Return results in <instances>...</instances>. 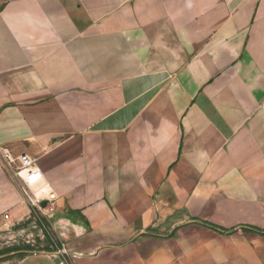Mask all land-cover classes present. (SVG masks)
<instances>
[{
  "label": "crops",
  "instance_id": "0c3cea01",
  "mask_svg": "<svg viewBox=\"0 0 264 264\" xmlns=\"http://www.w3.org/2000/svg\"><path fill=\"white\" fill-rule=\"evenodd\" d=\"M0 145L71 264H264V0H0ZM32 218L0 156V234Z\"/></svg>",
  "mask_w": 264,
  "mask_h": 264
},
{
  "label": "built area",
  "instance_id": "2783aa9c",
  "mask_svg": "<svg viewBox=\"0 0 264 264\" xmlns=\"http://www.w3.org/2000/svg\"><path fill=\"white\" fill-rule=\"evenodd\" d=\"M0 156L9 168H12L14 175L19 179L23 194L26 200L33 208L44 211H52L55 201L54 194L50 191L49 184L46 182L41 169L39 168L36 158L22 153L14 158L6 148L0 145ZM47 201L46 206L42 202ZM9 214L3 216L4 221L9 219ZM0 222V233L6 230ZM55 251L53 256L60 258V264H71V252L64 243L58 244L54 241Z\"/></svg>",
  "mask_w": 264,
  "mask_h": 264
},
{
  "label": "rangeland",
  "instance_id": "374dc122",
  "mask_svg": "<svg viewBox=\"0 0 264 264\" xmlns=\"http://www.w3.org/2000/svg\"><path fill=\"white\" fill-rule=\"evenodd\" d=\"M27 232L9 238L0 234V259L22 255L28 251H40L54 245L53 232L44 211L33 208V218L27 224Z\"/></svg>",
  "mask_w": 264,
  "mask_h": 264
},
{
  "label": "water",
  "instance_id": "95a60500",
  "mask_svg": "<svg viewBox=\"0 0 264 264\" xmlns=\"http://www.w3.org/2000/svg\"><path fill=\"white\" fill-rule=\"evenodd\" d=\"M47 205V201H43L42 202V206H46ZM57 263H59L60 262V258H56V260H55Z\"/></svg>",
  "mask_w": 264,
  "mask_h": 264
}]
</instances>
